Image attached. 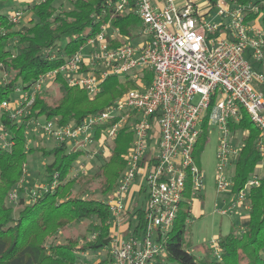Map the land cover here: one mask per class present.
Returning <instances> with one entry per match:
<instances>
[{
	"label": "built area",
	"instance_id": "built-area-1",
	"mask_svg": "<svg viewBox=\"0 0 264 264\" xmlns=\"http://www.w3.org/2000/svg\"><path fill=\"white\" fill-rule=\"evenodd\" d=\"M105 1L113 12L99 31L66 57L59 69L40 76L28 90L16 89L21 95L15 107L5 101L1 109L27 129L34 125L38 134L68 152L90 153L95 146L104 152L118 132L127 128L133 141L125 156L126 167L115 191L105 200L112 215L111 241L106 248L110 264H156L167 254L165 243L188 184L193 199L205 187L206 175L193 153L207 115L209 125L215 124L220 132L215 176L218 193L233 188L230 169L242 143L233 144L230 123L239 122L241 110L258 128V148L264 155V71L258 68L264 66V24L248 23L246 10L257 12V8L239 5L236 0H216L214 5L210 0H184L181 6L175 0H163L162 7L154 0ZM129 13L142 22L138 35L143 40L138 44L112 25L116 14ZM21 16L15 11L9 21L17 25ZM117 42L120 45H114ZM146 71L152 73L150 82ZM127 74L135 86L80 123L61 124L60 117L45 116L24 120L35 95L54 84L56 75L94 99L106 79ZM108 123L112 124L103 128ZM12 144L11 135L0 124V148L10 149ZM260 176L253 175L229 209L218 213L227 216L237 206H247L249 191L259 185ZM134 185L137 196L132 200L129 192ZM36 197L34 193L32 200ZM8 199L17 205L18 190ZM130 203L143 209L142 227L138 215L127 212ZM122 230L128 232L126 238L118 233ZM209 246L220 259L219 238ZM76 254L78 264H96L87 259V253Z\"/></svg>",
	"mask_w": 264,
	"mask_h": 264
},
{
	"label": "trees",
	"instance_id": "trees-1",
	"mask_svg": "<svg viewBox=\"0 0 264 264\" xmlns=\"http://www.w3.org/2000/svg\"><path fill=\"white\" fill-rule=\"evenodd\" d=\"M70 2V10H59L54 5L55 0L34 3L30 8L35 20L18 31L14 30L16 25L9 21V16L0 14V108L3 102H12L16 89L28 90L40 76L59 69L65 58L75 54L90 36L95 35L113 12L107 8L105 0ZM210 2L214 5L216 0ZM236 3L257 8V12L246 10L248 23L258 21L260 15H264V0H236ZM262 21L264 24V17ZM112 25L123 36L134 39V32L140 30L142 22L135 13L116 14L112 18ZM145 78L150 82L152 73L146 71ZM54 84L57 85L58 98L51 101L43 94L35 95L33 103L26 108L24 120L45 116L48 119L60 117L61 124L72 121L80 123L88 115L108 108L114 100L135 86L131 74L123 79L111 76L102 84L98 96L91 99L84 90L70 86L62 75H56ZM1 111L0 124L11 135L13 144L10 149L0 148V264H78L76 252H96L106 248L111 241V211L106 201L90 194V191L97 182L100 195L107 196L114 192L118 178L126 167L125 156L133 141V134L127 128L118 132L108 160L94 175L69 179L73 165L83 153L68 152L64 146L47 150L36 145L27 149L26 125L11 120L9 112ZM241 113L239 122L230 123L232 135H242V148L234 163L232 176L234 196L263 164L259 185L250 189L247 198L249 220L245 228L239 231L233 226L229 234L219 238L220 259L211 258L210 247H204L205 254L201 258L193 255L184 243L193 200L188 184L185 200L165 243L167 254L156 264H264V155L258 148V128L246 111L241 110ZM208 126L207 115L196 149L204 145ZM99 137L100 131L96 133V138ZM34 152L52 157V161L46 165L47 189L31 201L20 197L15 216V210L13 206H8L7 199L15 189L23 191L18 185L24 177L27 155ZM76 184L79 190L74 193ZM133 211L132 215H138L139 226L142 227L143 209L135 208ZM84 220L91 222L88 234L81 240L69 236L63 242L57 240V235H65L71 223ZM93 235L96 237L92 238ZM96 264H110L109 257Z\"/></svg>",
	"mask_w": 264,
	"mask_h": 264
},
{
	"label": "rangeland",
	"instance_id": "rangeland-1",
	"mask_svg": "<svg viewBox=\"0 0 264 264\" xmlns=\"http://www.w3.org/2000/svg\"><path fill=\"white\" fill-rule=\"evenodd\" d=\"M41 0H0V14L9 16L15 11H20L22 13L21 20L19 24L14 26V30L18 31L22 27L31 25V21L35 20L34 13L32 12L30 6L34 3L40 2ZM54 5L59 9H72L70 0H55ZM264 15H260L258 23L263 24ZM1 32V30H0ZM139 29H137L134 34V44L142 42L143 37L138 35ZM123 79V78H121ZM44 96L50 98L51 101L58 98L57 85L50 84L48 87L43 88L40 92ZM20 93L14 92L12 94V107L16 106L17 101L20 99ZM98 96V95H97ZM96 96V97H97ZM95 97V98H96ZM199 97H196L194 102L198 101ZM0 108V117L1 111ZM34 125H30L27 129V149L36 147L40 145L47 150L54 148L55 144L46 137L41 136L34 129ZM241 133H238L233 138V144L237 146L241 145ZM203 146H199L196 149V163L200 169L206 175L205 187L200 195L192 200V211L187 220L186 233L184 236L185 247L193 255L201 258L205 254L204 247L209 248L210 242L214 239H218L221 236L229 234L231 228L236 226V228L241 231L246 226L249 220V210L246 208V205L237 206L234 210L231 211L227 216H222L218 211L227 210L232 204V201L235 200V196L231 190L226 191L225 193H218L215 188V176H216V164H217V151L220 144V132L215 124L209 125L207 128V138L203 142ZM201 143V144H203ZM113 142L109 144L106 150L103 152L100 149L97 150L98 146H95L92 151L83 153V155L76 161L73 165L69 179L75 177H81L83 175H94L108 160L109 154L112 150ZM97 151L94 154L93 151ZM52 161V157H45L42 152H34L27 155V163L24 169V177L19 182L18 188H22L23 191H19L20 197H24L26 201H31L34 193L39 196L44 187L48 184V176L46 172V165ZM125 170V169H124ZM263 171V164L259 165L256 169V173L261 174ZM234 167L230 169L231 175H233ZM124 171L118 178H121ZM255 173V174H256ZM254 174V175H255ZM117 181V183H118ZM98 183H94L90 194H93L96 197H99L100 200L105 201L112 194L107 196H102L98 193ZM16 190V189H15ZM79 186L76 184L73 187V192L77 193ZM115 191V190H114ZM87 197V194L85 195ZM8 206L14 208L15 216H17L19 207L14 205L12 202L7 199ZM138 205H128L126 208L129 211H132ZM140 206V205H139ZM239 211L242 214V220L238 219V216L232 213L233 211ZM130 214V213H129ZM128 214V215H129ZM91 221L84 220L81 222L71 223L65 230L64 234L59 233L57 235V240L63 242L66 236L72 238H80L88 234L89 224ZM122 238H126L128 232L122 230L120 232ZM50 241V240H49ZM212 259H217L213 256V253L210 252ZM108 257V249L102 248L96 252H88L87 259L91 262L97 263Z\"/></svg>",
	"mask_w": 264,
	"mask_h": 264
},
{
	"label": "crops",
	"instance_id": "crops-1",
	"mask_svg": "<svg viewBox=\"0 0 264 264\" xmlns=\"http://www.w3.org/2000/svg\"><path fill=\"white\" fill-rule=\"evenodd\" d=\"M156 3H157V5L159 6V7H162L163 5H164V1L163 0H154ZM175 2H176V4L177 5H179V6H181V5H183L184 4V0H175ZM212 19H214L215 21H218V18H212ZM260 70H262V71H264V66H259L258 67ZM236 161V160H235ZM140 179H138L136 182L137 183H139L140 181H139ZM136 183V184H137ZM136 189H137V185H134L133 187H132V189L130 190V192H129V197H131L132 198V200L133 199H135L136 198V196H137V193H136ZM231 192H232V190H231ZM233 193V192H232ZM234 195V194H233ZM131 200V201H132ZM130 206L131 205H133V207H134V203H130L129 204ZM246 208H248V204H247V206H245ZM248 210H249V208H248ZM232 213H234L235 215H237L238 216V219H240V220H242V214L238 211L237 212V210L236 211H233ZM248 216V215H247ZM246 223H247V218H246ZM199 257H202V256H199Z\"/></svg>",
	"mask_w": 264,
	"mask_h": 264
}]
</instances>
